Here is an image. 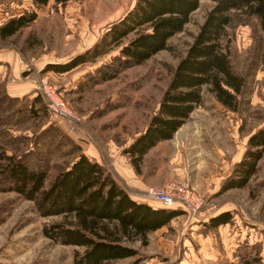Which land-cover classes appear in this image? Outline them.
Instances as JSON below:
<instances>
[{"label": "rangeland", "instance_id": "1", "mask_svg": "<svg viewBox=\"0 0 264 264\" xmlns=\"http://www.w3.org/2000/svg\"><path fill=\"white\" fill-rule=\"evenodd\" d=\"M135 2L69 0L57 4L50 0L36 7L30 0H0V25L23 13L36 14L15 34L0 38V56L5 59L0 60V152L25 155L28 165L45 169L46 186L84 151L114 173L115 159L131 163L128 146L157 110L172 70L213 5L210 0H202L183 30L169 39L168 49L121 70L111 79L94 80L96 70L118 54L117 46L65 72L45 69L92 48ZM253 32L249 24L228 30L231 58L238 72L246 70L253 56ZM39 78L56 86L75 122L48 110L37 89ZM249 83L237 111L222 106L208 86H203L202 102L172 140L158 142L147 152L140 163L142 172H148L152 181L158 171L154 165L168 168L171 161L172 167L161 172L230 173L242 158L249 136L264 126L263 61L251 69ZM38 96L41 98L35 99ZM224 178L216 191L205 195L206 202L214 206L208 214L182 211L163 228L149 233L147 245L135 242L137 256L108 264H232L237 263V256L245 254L253 256L251 264H264V151L245 188L221 192ZM168 180L191 186L176 176L148 186ZM138 195L147 199L143 191ZM221 208L227 209L223 213H228L231 220L209 227L211 215ZM59 218H43L32 201L15 191L0 189V264H72L74 250L81 248L55 243L41 233L44 222Z\"/></svg>", "mask_w": 264, "mask_h": 264}, {"label": "trees", "instance_id": "2", "mask_svg": "<svg viewBox=\"0 0 264 264\" xmlns=\"http://www.w3.org/2000/svg\"><path fill=\"white\" fill-rule=\"evenodd\" d=\"M30 1L41 7L50 0ZM53 1L65 4L69 0ZM201 1L136 0L131 9L110 24L92 48L66 63L49 64L45 69L65 72L117 46L118 54L111 62L101 65L94 78L95 81L111 79L121 70L168 49L169 39L183 30ZM210 1L213 5L172 70L157 110L126 150L137 172L144 154L158 142L171 139L202 102L203 86H208L222 106L237 111L249 91L251 69L259 61L264 62V0ZM35 18L32 12L8 19L0 25V38L15 34ZM247 24L254 27V53L241 73L233 65L227 36L229 29ZM263 151L264 126L249 136L242 158L221 181L220 191L245 188L256 173ZM4 153L0 152V189L15 191L32 201L43 218L60 217L44 222L41 233L55 243L80 247L81 250L73 252L72 264H108L135 257L138 254L135 242L147 245L149 233L182 214L175 206L153 207L133 199L116 173L82 152L60 169L47 186L45 169L28 165L25 155ZM230 220L228 213H220L211 216L208 225L216 227ZM251 257L237 256V263L232 264H251Z\"/></svg>", "mask_w": 264, "mask_h": 264}, {"label": "built area", "instance_id": "3", "mask_svg": "<svg viewBox=\"0 0 264 264\" xmlns=\"http://www.w3.org/2000/svg\"><path fill=\"white\" fill-rule=\"evenodd\" d=\"M37 89L52 114L65 120L76 121V117L66 101L58 95L55 85L50 84L46 78H39ZM143 196L158 201L166 208L180 204L186 211L199 216L208 214L214 208L212 204L206 202L205 195L187 184L177 183L173 180H168L162 185L147 186L143 191Z\"/></svg>", "mask_w": 264, "mask_h": 264}, {"label": "crops", "instance_id": "4", "mask_svg": "<svg viewBox=\"0 0 264 264\" xmlns=\"http://www.w3.org/2000/svg\"><path fill=\"white\" fill-rule=\"evenodd\" d=\"M14 58V56H13ZM8 59V58H7ZM0 60H5L2 59V56H0ZM1 78V76H0ZM16 89V87L14 86V88L12 90H9V93L12 94V92ZM18 91H20V88ZM186 123V122H185ZM185 123L175 132L178 134V132L184 127ZM174 137V136H173ZM173 138H171L170 140H172ZM186 139V138H183ZM168 140V141H170ZM191 140V139H190ZM162 142H159L157 145H159ZM157 145L153 146L152 148H150L148 151L150 152L152 149H154ZM147 151V152H148ZM145 153L143 158L146 157V155L148 153ZM173 152H175V150H173ZM85 155H89L86 151H84ZM92 160H95L99 163H101V161L96 158L95 156H91ZM122 159V158H121ZM121 159H115V161H112V168L115 171V173L120 177V179L122 180V182L124 183V185L129 189V191L131 192V196L133 197V199L147 203L149 205H152L153 207H159V206H154L150 200L147 199H142L139 198L140 196L138 195V192H142L144 191L145 188H147V186L150 183H162L165 179L167 178H171V177H179V179H181L182 181L187 180L191 187L196 189L198 188L204 195L210 194L211 192H214L217 190L218 188V184L219 181L221 180V178L226 177L229 172H209L207 173V175L205 173L201 174V172H196L195 175L193 174H185L184 172H161V170H166L172 167V163L171 161H169L170 163V167L168 168H164L163 165H154L155 170L157 169L158 171L155 172L156 173V177L154 180H150L147 177V173L148 172H142V167L140 164V172H137L134 168V166L129 162V161H122ZM163 161V160H162ZM178 173V175H177ZM184 183V182H181ZM207 197V196H206ZM174 209H181L182 211H186L184 209V207H182L180 204H176ZM227 211L226 208H221L216 210V212L214 214H212L211 216H216L220 213H223ZM205 218V217H204ZM163 228V227H161ZM159 228V229H161ZM157 229V230H159Z\"/></svg>", "mask_w": 264, "mask_h": 264}]
</instances>
